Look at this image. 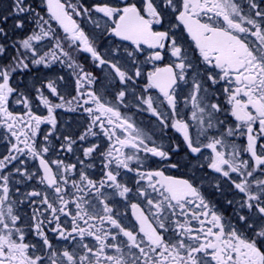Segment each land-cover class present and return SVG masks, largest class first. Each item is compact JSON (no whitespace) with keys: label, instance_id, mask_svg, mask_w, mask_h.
<instances>
[{"label":"snow or ice","instance_id":"snow-or-ice-1","mask_svg":"<svg viewBox=\"0 0 264 264\" xmlns=\"http://www.w3.org/2000/svg\"><path fill=\"white\" fill-rule=\"evenodd\" d=\"M0 264H264V0H0Z\"/></svg>","mask_w":264,"mask_h":264}]
</instances>
